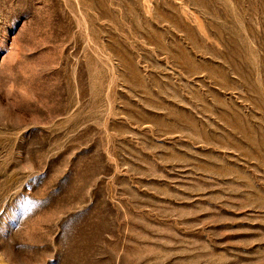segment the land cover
I'll return each mask as SVG.
<instances>
[{
	"label": "rangeland",
	"instance_id": "1",
	"mask_svg": "<svg viewBox=\"0 0 264 264\" xmlns=\"http://www.w3.org/2000/svg\"><path fill=\"white\" fill-rule=\"evenodd\" d=\"M0 264H264V0H0Z\"/></svg>",
	"mask_w": 264,
	"mask_h": 264
}]
</instances>
